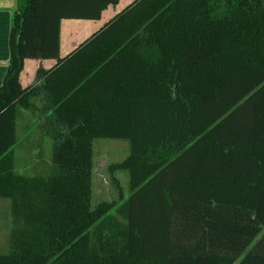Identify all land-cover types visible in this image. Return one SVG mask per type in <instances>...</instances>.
<instances>
[{
	"label": "trees",
	"instance_id": "trees-1",
	"mask_svg": "<svg viewBox=\"0 0 264 264\" xmlns=\"http://www.w3.org/2000/svg\"><path fill=\"white\" fill-rule=\"evenodd\" d=\"M219 1L132 0L60 57L61 19H100L118 0H17L0 85L12 212L0 264H264V0ZM24 58L56 62L22 87ZM21 104L43 114L49 176L15 170ZM96 138L129 145L110 169L127 170L132 193L110 215L91 206Z\"/></svg>",
	"mask_w": 264,
	"mask_h": 264
},
{
	"label": "rangeland",
	"instance_id": "rangeland-1",
	"mask_svg": "<svg viewBox=\"0 0 264 264\" xmlns=\"http://www.w3.org/2000/svg\"><path fill=\"white\" fill-rule=\"evenodd\" d=\"M130 2V1H129ZM215 2V3H214ZM219 0H213L214 10L220 12L222 5L218 7ZM219 3V4H218ZM127 4V3H126ZM125 4V5H126ZM124 5L115 11L105 8L99 27L96 32L107 21L120 11ZM88 38V37H87ZM26 58H24L25 60ZM22 68L18 74V81L22 87L34 85L35 74L30 73L29 79L23 78ZM44 69V68H43ZM36 97L31 95L28 99L34 102ZM25 104L17 106L16 136L17 142L14 146L15 170L24 176L46 177L53 171L51 159L52 142L51 137L43 131V114L35 110V106ZM129 154L127 140L113 138H96L93 140V175L91 184V206L105 203L109 205L107 214L116 213L115 209L130 195L128 188L127 170L124 168L110 169L112 164L123 162ZM121 219V218H120ZM12 228V212L10 202L6 198H0V253L9 248V236Z\"/></svg>",
	"mask_w": 264,
	"mask_h": 264
},
{
	"label": "crops",
	"instance_id": "crops-1",
	"mask_svg": "<svg viewBox=\"0 0 264 264\" xmlns=\"http://www.w3.org/2000/svg\"><path fill=\"white\" fill-rule=\"evenodd\" d=\"M132 0H118L115 6L109 5L112 11L130 3ZM17 0H0V85L2 84L10 58V31L13 13ZM104 11L100 19H75L63 18L60 21L59 56L63 57L75 49L80 43L89 37L99 27ZM56 62L54 58H26L22 70L23 78L29 79L30 73L35 74L39 67L51 68Z\"/></svg>",
	"mask_w": 264,
	"mask_h": 264
}]
</instances>
